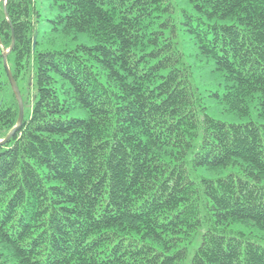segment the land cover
Instances as JSON below:
<instances>
[{"label": "trees", "instance_id": "16d2710c", "mask_svg": "<svg viewBox=\"0 0 264 264\" xmlns=\"http://www.w3.org/2000/svg\"><path fill=\"white\" fill-rule=\"evenodd\" d=\"M52 1L51 33L92 44L40 49L38 0L0 1V140L13 36L34 91L0 147V264H264V0H187L179 22L174 0Z\"/></svg>", "mask_w": 264, "mask_h": 264}, {"label": "rangeland", "instance_id": "374dc122", "mask_svg": "<svg viewBox=\"0 0 264 264\" xmlns=\"http://www.w3.org/2000/svg\"><path fill=\"white\" fill-rule=\"evenodd\" d=\"M174 3L176 4V13L174 14V17L178 19V22L183 17V10L190 11V5L188 4L187 0H174ZM53 1L52 0H38V6L39 10L41 12L42 22L40 23V29H39V35H40V49H50L54 48L58 50H64L69 49L73 50L77 48L78 45L81 44H92L91 41H89L84 35L79 36L77 39H72L69 37H63L62 34H56L51 33L52 24L48 23L46 19H53L55 15V10L52 7ZM55 42V44H53ZM179 42L182 43V48H186L184 51L185 56L188 57L187 61L189 63H192L194 65L199 66V70L202 72L199 74V85L202 89L206 90H213L217 86L219 82L218 75L212 72V69L207 66V60L203 57H200L198 55V52L196 50V47L194 46V43L192 41H187V39L181 36H179ZM11 64H13V60L11 61ZM204 65V67H203ZM21 86V95L24 98L25 102H28V92H31V94L34 93L33 88L31 86V90L28 91L24 89V83H20ZM12 90V88H11ZM11 97V92L8 88H3V90L0 91V103L3 101H8ZM209 106L210 110L209 113L211 117H213L216 120L223 121L226 123L231 124H244L248 121V119H239L237 117H234L226 112H224L222 106L217 105L216 102H214L212 99L209 100ZM27 113V111H25ZM252 120H254L257 123H264V119L257 118L255 115L252 116ZM198 176H194L196 180H200V177L205 176L207 178H216L220 176L219 173H207V172H200ZM259 241L260 244L264 245V242L261 240L256 239Z\"/></svg>", "mask_w": 264, "mask_h": 264}, {"label": "water", "instance_id": "95a60500", "mask_svg": "<svg viewBox=\"0 0 264 264\" xmlns=\"http://www.w3.org/2000/svg\"><path fill=\"white\" fill-rule=\"evenodd\" d=\"M3 2L4 4V9L6 11V6H7V0H0ZM7 15V14H6ZM15 44V38L13 36V43H12V47L6 51V53L4 54V65L7 71V75H8V79L11 85V88L17 98L18 104H19V118H18V122L16 124V126L13 128V130L9 133V135L3 139L0 140V147L6 145L7 143H9V141L12 139V137L15 135V133L18 131V129L22 126L23 121H24V103H23V99L20 93V90L17 86V83L11 73V70L9 68L8 65V55L11 53L13 45Z\"/></svg>", "mask_w": 264, "mask_h": 264}]
</instances>
